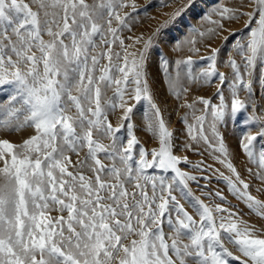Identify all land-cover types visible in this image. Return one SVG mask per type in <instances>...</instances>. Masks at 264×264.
Wrapping results in <instances>:
<instances>
[{
    "label": "snow or ice",
    "instance_id": "snow-or-ice-1",
    "mask_svg": "<svg viewBox=\"0 0 264 264\" xmlns=\"http://www.w3.org/2000/svg\"><path fill=\"white\" fill-rule=\"evenodd\" d=\"M158 4L175 7L151 35L128 37L134 43L125 45L119 33L131 30L130 13L121 12L138 11L135 0H0V86L13 88L6 104H0L8 117L0 119V129L33 130L20 142L0 137V264H231L232 260L264 264V228L248 224L231 208L209 206L193 197L189 182L197 177L178 167L188 159L173 154L172 132L150 92L146 65L148 50L189 0H158ZM244 7L253 11H242ZM215 15L218 18L207 30L213 38L227 30V22L244 17L246 27L253 22L256 27L247 40L233 45L240 61L232 54L225 61L232 70L230 104L223 92L227 77L216 68L221 49L207 45L209 63L200 76L209 84L218 78L219 104L198 97L204 114L194 117L195 124L183 120L192 141L207 144L204 124L211 115L213 135L219 141L213 150L222 154L224 158L217 159L235 176V180L224 177L229 191L264 217V201L251 195L249 184L227 159L215 126L229 108L238 120L251 108L246 122L256 131L244 132L240 147L252 158L255 144L264 140V112L252 103L253 70L258 60L264 61V0H242L239 8L217 9ZM5 22L12 25L10 31L3 27ZM199 35L203 38L206 33ZM97 36L107 46L100 57L93 54ZM117 41L119 51L113 49ZM104 59L107 63L102 64ZM175 63L176 77H169L168 83L179 98L181 91H188L180 71L192 61L189 56ZM187 78L195 79L190 70ZM110 88L114 95L105 100ZM240 91L248 93L245 100ZM128 99L147 100L152 109L148 130L158 136L159 148L151 150L150 159L142 146L135 158L133 150L139 144L132 123L135 105ZM195 102L181 106L194 109ZM117 107L121 124L114 128L107 113ZM125 127L127 136L121 140L119 133ZM104 137L111 144L105 145ZM84 149V159L73 164L71 154L79 157ZM184 150L196 151L191 144ZM101 154L113 163L105 165ZM259 160L261 171L254 175L264 182V147ZM85 167L92 175L81 171ZM155 168L174 175L157 180L146 174V169ZM176 191L189 199L195 216L173 194ZM214 195L225 199L220 192ZM53 210L60 215L51 216ZM165 220L167 234L162 227Z\"/></svg>",
    "mask_w": 264,
    "mask_h": 264
},
{
    "label": "bare ground",
    "instance_id": "bare-ground-1",
    "mask_svg": "<svg viewBox=\"0 0 264 264\" xmlns=\"http://www.w3.org/2000/svg\"><path fill=\"white\" fill-rule=\"evenodd\" d=\"M135 1L139 3L138 7L140 6L147 7L146 8L147 12L144 9L141 12V14L143 15L137 14L134 16L132 20L136 21L135 22L136 24H134L135 29L131 31L130 37H136L141 34H144L145 37L151 35L168 18L167 14L172 12L173 8L175 7V4H173V7L163 8L159 6L158 0H135ZM180 2H183V0H180ZM241 2L242 0H189V4L185 6V9L181 12V14L178 15L173 21H171L167 25V27H165L162 30V32L156 38V41L153 44V46L148 50L146 73L148 74L147 81L149 84V89L151 90L152 95L159 101L160 108L162 107L161 109H163L160 111L161 112L163 111L162 115L164 116L165 123L167 120L169 123L170 121L173 123L174 126V134L172 135L173 145L175 146V142L178 141V143L176 144L177 146H175L173 153L174 155L181 158L186 156L188 159V163L181 162L178 164V167L182 171L189 172L191 175L197 177L196 181L189 182V189L191 190L193 197H199L201 200L204 201L205 204H208L209 206H214L215 204H217L216 199H218V197L216 196L217 198H215L216 203H213L214 198L212 201L211 196L215 197L213 196L214 191L215 193L220 192L222 193L224 198H227V202L229 201L235 205L233 206L231 203L230 204L228 203L227 208H231L233 212L237 213V217H239L240 219L247 221L248 224L254 225L256 228L260 229V228H264V217L257 215L254 211L250 210L247 207L245 201L239 199L236 195H234L232 192L229 191L227 181L224 179V177H231L233 180H235V176L231 172H229L225 164L219 162V159L224 158L222 154L218 150L217 151L213 150V148L216 149L219 148V141L217 140V137L213 135V130L211 127V125L213 124V119L211 115L209 114L207 116L206 122L204 124L205 134L209 137V143L207 144L203 140H199V142L192 141L191 137L188 134L187 126L184 123H183L185 125L184 127L178 125L179 120L177 119L179 117H182V121L184 122L183 118H185L186 116L188 120L187 124L196 123L194 117L204 114V105L198 101L197 99L198 97L209 99L213 104H217V105L219 104V99L215 96L217 87L220 84L218 78L213 77L212 82L209 84L206 83L204 79L200 76V73L205 68L208 67L209 62L207 60V57L210 54V49L207 47V45L209 44L213 48L221 49L220 55L217 59L216 68L218 72L224 73L225 76L227 77V80L223 85V92L226 101L230 104L232 70L225 63V61L229 54H232L234 58L237 60V62L240 61L239 55H236L235 51L233 50V45L236 43L237 40H247L250 29L256 27V24L255 22H253L252 24L246 27L245 21L247 20V17H244L239 20L229 21L226 24L227 30L222 31L214 38L207 34V30L212 27L210 21L216 20L218 18L217 15H215L217 9H223L224 7L239 8ZM244 2L247 3V0H244ZM138 3H136V5ZM157 6L158 8H156ZM33 8L35 10L34 5ZM242 11L249 12V11H253V9L249 7H244ZM121 14H123V12ZM256 19H258V17H256ZM229 30H231V34ZM200 32H205L206 35L202 38L199 35ZM225 37H228V39L225 40L224 39ZM44 39L47 40L48 37L46 36V38ZM123 39L125 41V45H131L134 43V40H130L128 38H123ZM189 40L195 41V43L190 44L188 43ZM118 43L113 45V49L116 51L120 50L118 48ZM103 46L104 44H102V48ZM136 47L139 48L140 45H137ZM97 48L99 47L96 46L95 49ZM196 48L199 49L198 52L195 51ZM134 50L135 49H131V48L129 49V51H134ZM100 53L102 52L100 51ZM93 54H97V53H93ZM189 56L191 57L192 63L190 65H187L186 67H183L182 70L180 71L181 83L184 88L188 89V91L187 92L181 91V95L178 98L174 94L172 87L168 83V80L169 77H172L173 79L176 77L177 69L175 62L178 60L179 61L186 60L187 57ZM165 61L167 62L166 64L164 63ZM165 69H167V74L165 72ZM189 70L191 71V74L193 77H195V79L187 78V73L189 72ZM253 71H254V75L252 77V87H253L252 103L258 106L260 112H264V75H262V73H264V61L258 60L257 65ZM9 89L8 91H10ZM247 96L248 93L246 91L239 92L240 99L245 100ZM194 101H196L194 104V109H189L188 107L181 106L185 103L192 104ZM148 110H149L148 111L149 114L152 116V109L148 108ZM120 111H118L115 123H117V120L119 119ZM250 115H251V108H249L248 111L239 114V120H238L237 116L231 115L229 108L228 112L226 113L225 119L223 121L216 122L215 126H216V132L219 134L220 137L223 138V144L227 148V152H228L227 159L236 168L237 172L240 175V178L249 184V192L251 193V195L255 196L260 201H264V182L257 179L256 176L254 175L255 173L261 171L259 167L260 164L259 154L262 147H264V140H258V142L255 144L254 155L252 158H249L242 151L240 147V138L242 134L246 131H252L253 133H255L256 131V129L253 128L252 126H250V128L249 127L246 128L245 131L241 130L242 128L240 127V124L241 125L251 124L250 122H246V118ZM0 116L3 117L2 119H8L5 112L0 111ZM141 116H137L136 121L137 124L139 123L144 126L145 125L144 118ZM146 118L147 119L145 120L149 119V117ZM148 122L146 121V123ZM137 126L139 127V125ZM142 129L141 131H143V133H141V135H143V138L145 139L146 136H144L145 135L144 133L146 132H144V130L146 128L144 130ZM32 131L33 130L31 129H22L16 132H7L1 129L0 137H6L13 142H20L22 141L23 138H26L29 134H31ZM151 139H153L154 143L159 147L158 136L151 135ZM146 141H148V139H146ZM153 141L152 140L150 141V137H149L148 142L153 143ZM185 144H191L196 149V151L184 150ZM245 155L246 158L244 157ZM218 157L219 159H217ZM204 159H206L207 164H205L206 162L203 163ZM191 165L196 166L195 167L196 170L192 169ZM203 167L206 168L207 170L206 173L203 172L202 170ZM249 170H251V172ZM81 171H83V169H81ZM169 175H170L169 177L171 178V176L174 175V173H171L169 171ZM159 177L161 176L159 175ZM206 188L209 189L206 190ZM218 189L220 190L222 189L223 191L222 190L219 191ZM208 194H212V195H208ZM180 197L181 195L179 196V198ZM183 199L186 200L185 202L186 206L185 204H183L184 201L183 202L181 201L180 203L185 206V208L189 211L190 214H194L192 213L193 210L189 199L185 197H183ZM227 202H225V204H227ZM189 207H191V209ZM231 264H239V261L232 260Z\"/></svg>",
    "mask_w": 264,
    "mask_h": 264
},
{
    "label": "rangeland",
    "instance_id": "rangeland-1",
    "mask_svg": "<svg viewBox=\"0 0 264 264\" xmlns=\"http://www.w3.org/2000/svg\"><path fill=\"white\" fill-rule=\"evenodd\" d=\"M136 2V1H135ZM136 3H138V2H136ZM137 6V9H138V11H136V12H132V10H131V8H127V9H123L122 10V12H125V10L127 11V12H129L130 13V18H129V20H128V23H130L129 25H130V27H131V30L129 31V29L128 28H125V29H123V31H121L120 33H119V35H120V37L122 36V38H128V37H130V34H131V31L133 30V29H135V25L134 24H136L135 22L136 21H134V20H132L133 18H134V16L135 15H137V14H139V15H143V14H141V12L144 10V9H146L147 7H144V6H140V7H138L139 6V3L136 5ZM156 8H158V6L156 7ZM121 12V13H122ZM147 12V11H146ZM115 25V24H114ZM3 27H5V28H7L9 31H10V29H11V27H12V25H9V24H7V22H5L4 23V25H3ZM128 33V34H127ZM46 36L47 35H45L44 36V38H46ZM110 36V35H109ZM98 37H100V36H97L96 38H95V41H96V46H98L99 48H97V49H95L94 51L95 52H93V53H97L96 55H98V57H100V55L102 54V53H104L105 52V48H106V45H104L103 46V48H102V43H101V39L100 38H98ZM111 39V36L110 37H108V39ZM99 42V43H98ZM98 43V44H97ZM117 43H118V41H117ZM98 49H101V50H98ZM103 50V51H102ZM100 51L102 52V53H100ZM101 63L103 64V63H107V60L106 59H104V60H101ZM168 74H170V73H168ZM148 78V74L146 75V79ZM148 80V79H147ZM10 90V91H8V89ZM109 91V92H108ZM11 92H13V88H11V87H7V86H0V104L1 103H3V104H6V99H7V97H8V95L11 93ZM150 92H151V90H150ZM108 94V95H107ZM151 94H152V92H151ZM106 96L104 97V99L105 100H107V99H110V98H112L113 97V95H114V89H108L107 90V93L105 94ZM153 96V95H152ZM126 99H127V97H126ZM153 99H154V102L156 103V105L158 106V108H160V104H159V101L153 96ZM2 100V101H1ZM128 103H130L129 105H135V107H134V113L133 114H135V115H132V123H133V132H134V134L136 135V137H137V139L139 140V144L136 146V148H134V155H135V158L136 159H138L139 157H138V155H137V153H138V147H144L145 148V150H146V152H148L149 153V156H148V158H151L150 157V152H151V150L153 149V148H159L158 147V145H156L155 143H154V141H153V139H151V135H153L152 134V132L151 131H149L148 130V121H149V119L151 118V115L149 114V110H148V108H150V106H149V104H148V102H147V100H142L141 102H139V103H137L134 99H128V101H127ZM145 108V109H144ZM162 108V107H161ZM160 108V110H163V109H161ZM119 109V110H118ZM121 109L120 108H116L115 110H109L108 111V113H107V115H108V120H110V122L111 123H113L112 125H113V127L115 128V127H117V126H119V124H121V119H120V117H121V111H120ZM118 111H120L119 112V119L117 120V123H115V121H116V118H117V114H118ZM163 112V111H162ZM161 112V116H162V118L164 119V116L162 115L163 113ZM247 113V112H246ZM139 114V115H138ZM142 115V116H141ZM147 115V116H146ZM135 118H134V117ZM137 116H141V117H143L144 118V126L142 125V124H137V121H136V117ZM146 117H149V119L148 120H145V119H147ZM186 117V116H185ZM3 117H1L0 116V119H2ZM178 120H179V124L178 125H180L181 127H184L186 124L182 121V117H179V118H177ZM187 119V118H186ZM146 121L148 122V123H146ZM120 122V123H119ZM125 124L127 123V122H124ZM168 123V124H167ZM185 125H184V124ZM187 123H188V120H187ZM182 124V125H181ZM190 124V123H189ZM136 125V126H135ZM137 125H139V127L137 126ZM143 126V127H142ZM169 126V127H168ZM250 126H251V124H240V127L242 128L241 130H244L245 131V129L246 128H250ZM140 127H141V129L142 130H144L145 128V130H144V132H146L147 133V135H146V133H144L145 135L144 136H146V138L144 139L143 138V135H141V133H143V131H141V129H140ZM166 127L167 128H169V130L172 132V135L174 134V126H173V123L170 121V123L168 122V120L166 121ZM254 128V127H253ZM140 129V130H139ZM1 130V129H0ZM127 129H126V127L125 128H123L122 129V131L119 133V136H120V138H121V140H123L127 135H126V133H127V131H126ZM151 133V134H150ZM149 137H150V141L152 140L153 141V143L152 142H148L149 141ZM143 138V139H142ZM146 139H148V141H146ZM143 141H144V143H143ZM145 141H146V143H145ZM102 142H104V144L105 145H109V144H111V139H109L108 137H104L103 139H102ZM143 143V144H142ZM178 143V141L177 142H175V146H177L176 144ZM149 144H151V145H149ZM143 145H145V146H143ZM179 145V144H178ZM175 146L173 147V152H174V149H175ZM86 151H87V149H84V150H82L81 152H80V155H79V157L76 155V154H71V160H72V162H73V164H75V162L78 160V159H84V156H85V153H86ZM84 152V153H83ZM174 154V153H173ZM76 156V157H75ZM245 158H246V155L244 156ZM75 158V159H74ZM101 159H102V162L105 164V165H111L112 163H113V161H111V160H107V159H103V154H101ZM205 160V161H204ZM203 160V163H205L206 162V159H204ZM247 160H249V159H247ZM105 161V162H104ZM205 164H207V162L205 163ZM119 166V165H118ZM205 166V165H204ZM191 167H192V169H194V170H196L195 169V167L194 166H192L191 165ZM69 170L70 171H72L73 170V168L70 166L69 167ZM88 169H87V167H85V169L83 168V172H85V174H87V175H92V173L91 172H89V171H87ZM202 170H203V172L204 173H206L207 172V170H206V168L205 167H203L202 168ZM205 170V171H204ZM146 171H148V169H146ZM151 171V172H150ZM158 171V172H157ZM87 172V173H86ZM161 173V174H160ZM197 173H199V172H197ZM146 174L148 175H150V177H153L154 176V178H156V179H158V177H159V175L160 176H165V177H167L168 179H170V175H169V172H162L161 170H159V168H155V170L154 169H149V171L148 172H146ZM164 174V175H163ZM155 175H156V177H155ZM157 175H158V177H157ZM196 175V174H195ZM160 178V177H159ZM216 186H218V185H216ZM221 186V185H220ZM207 187V186H206ZM209 187V186H208ZM209 188H206V190H208ZM219 191H221L220 189H218ZM223 191V190H222ZM179 192V191H178ZM177 191H176V194H175V192L173 193V194H175L176 196H177V199L181 202H183L184 201V203L183 204H185V202H186V200H184L183 199V196H182V194H180V192L178 193ZM179 194V195H178ZM213 194H215V191H214V193ZM181 195V197L179 198V196ZM213 196H215V195H213ZM213 198H214V201H213ZM215 198H217L216 196L215 197H212L211 196V199H212V201H213V203H216V200H217V203H219V204H221L222 205V207L223 206H225L224 208H227V205H228V203L230 204L231 202H227V198H225L223 201L218 197V199H216L215 200ZM211 201V202H212ZM220 201V202H219ZM225 202H227V204H225ZM188 203V202H187ZM232 204V203H231ZM233 206H235L234 204H232ZM185 206H186V204H185ZM189 206V205H188ZM187 206V207H188ZM190 209H191V207H189ZM193 210V209H192ZM59 212H57V211H55V210H53V211H51V213H50V215L51 216H53V217H55V216H58L59 214H58ZM192 213H194L193 211H192ZM54 214V215H53ZM171 215H175L174 214V212L173 213H171ZM193 215H195V213L193 214ZM167 221L165 220V222L162 224V227H163V230H164V232L167 234V233H169V226H168V224L166 223ZM165 224H167V225H165Z\"/></svg>",
    "mask_w": 264,
    "mask_h": 264
}]
</instances>
